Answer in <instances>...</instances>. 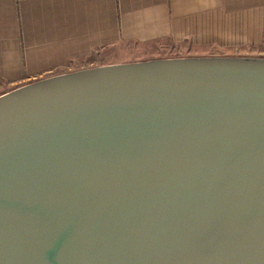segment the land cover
Here are the masks:
<instances>
[{
	"label": "water",
	"instance_id": "obj_1",
	"mask_svg": "<svg viewBox=\"0 0 264 264\" xmlns=\"http://www.w3.org/2000/svg\"><path fill=\"white\" fill-rule=\"evenodd\" d=\"M0 264H264V57L109 63L0 94Z\"/></svg>",
	"mask_w": 264,
	"mask_h": 264
},
{
	"label": "crops",
	"instance_id": "obj_2",
	"mask_svg": "<svg viewBox=\"0 0 264 264\" xmlns=\"http://www.w3.org/2000/svg\"><path fill=\"white\" fill-rule=\"evenodd\" d=\"M122 44L264 57V0H0V94Z\"/></svg>",
	"mask_w": 264,
	"mask_h": 264
},
{
	"label": "rangeland",
	"instance_id": "obj_3",
	"mask_svg": "<svg viewBox=\"0 0 264 264\" xmlns=\"http://www.w3.org/2000/svg\"><path fill=\"white\" fill-rule=\"evenodd\" d=\"M178 54L174 52L168 46L159 45H135L133 47L120 45L114 50L102 51L100 54V62H126L134 60H144L151 58H163L167 56H172ZM140 58V59H135Z\"/></svg>",
	"mask_w": 264,
	"mask_h": 264
}]
</instances>
